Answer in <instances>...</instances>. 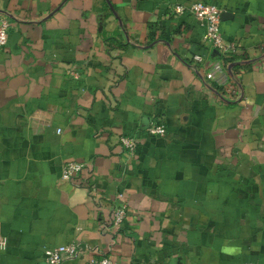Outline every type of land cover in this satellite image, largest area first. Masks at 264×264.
<instances>
[{"label": "crops", "instance_id": "0c3cea01", "mask_svg": "<svg viewBox=\"0 0 264 264\" xmlns=\"http://www.w3.org/2000/svg\"><path fill=\"white\" fill-rule=\"evenodd\" d=\"M192 1L0 0V264H264V0H209L226 54Z\"/></svg>", "mask_w": 264, "mask_h": 264}, {"label": "built area", "instance_id": "2783aa9c", "mask_svg": "<svg viewBox=\"0 0 264 264\" xmlns=\"http://www.w3.org/2000/svg\"><path fill=\"white\" fill-rule=\"evenodd\" d=\"M221 7L213 1L209 0H195L189 4L173 3L170 6L172 13L190 12L192 16L203 25L202 40L208 45L218 49L226 54L235 50V42L224 38L221 31ZM10 24L7 18H0V48L4 47L9 32ZM195 59L200 60L198 55L194 56ZM220 70V64L217 62L213 65V71ZM213 71L208 72V77L213 76ZM147 132L151 134L163 135L165 127L162 124L150 123L146 127ZM118 141L127 152H133L136 146V138L131 135L121 134L118 136ZM87 169V165L80 161L65 162L61 169V177L73 178L79 172ZM127 214L126 203L115 204L111 210V224L119 226ZM6 245V237L0 234V250L4 249ZM80 251V245L76 240H72L63 244H58L53 247L44 248V260L46 264H60L65 256L76 255ZM92 262H99L102 264H113L107 256L93 257L90 259ZM147 264H168L167 262L150 260Z\"/></svg>", "mask_w": 264, "mask_h": 264}, {"label": "water", "instance_id": "95a60500", "mask_svg": "<svg viewBox=\"0 0 264 264\" xmlns=\"http://www.w3.org/2000/svg\"><path fill=\"white\" fill-rule=\"evenodd\" d=\"M223 14V12H221V15Z\"/></svg>", "mask_w": 264, "mask_h": 264}]
</instances>
